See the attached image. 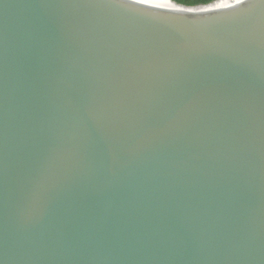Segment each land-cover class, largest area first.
Segmentation results:
<instances>
[{
    "label": "water",
    "instance_id": "water-1",
    "mask_svg": "<svg viewBox=\"0 0 264 264\" xmlns=\"http://www.w3.org/2000/svg\"><path fill=\"white\" fill-rule=\"evenodd\" d=\"M0 264H264V4L0 0Z\"/></svg>",
    "mask_w": 264,
    "mask_h": 264
},
{
    "label": "trees",
    "instance_id": "trees-1",
    "mask_svg": "<svg viewBox=\"0 0 264 264\" xmlns=\"http://www.w3.org/2000/svg\"><path fill=\"white\" fill-rule=\"evenodd\" d=\"M172 1L185 7L199 8L213 4L219 0H196V2H191V0H172Z\"/></svg>",
    "mask_w": 264,
    "mask_h": 264
},
{
    "label": "rangeland",
    "instance_id": "rangeland-1",
    "mask_svg": "<svg viewBox=\"0 0 264 264\" xmlns=\"http://www.w3.org/2000/svg\"><path fill=\"white\" fill-rule=\"evenodd\" d=\"M242 0H226V6L224 8V10L226 8H232V7H237L238 4L241 2Z\"/></svg>",
    "mask_w": 264,
    "mask_h": 264
},
{
    "label": "bare ground",
    "instance_id": "bare-ground-1",
    "mask_svg": "<svg viewBox=\"0 0 264 264\" xmlns=\"http://www.w3.org/2000/svg\"><path fill=\"white\" fill-rule=\"evenodd\" d=\"M243 6H244V3H243V0H242V1L238 4L237 7L226 8V9L224 10V12H229V11L235 10V9L240 8V7H243Z\"/></svg>",
    "mask_w": 264,
    "mask_h": 264
},
{
    "label": "snow or ice",
    "instance_id": "snow-or-ice-1",
    "mask_svg": "<svg viewBox=\"0 0 264 264\" xmlns=\"http://www.w3.org/2000/svg\"><path fill=\"white\" fill-rule=\"evenodd\" d=\"M191 2H196V0H191ZM249 0H243V3H248ZM261 4H264V0H259Z\"/></svg>",
    "mask_w": 264,
    "mask_h": 264
},
{
    "label": "flooded vegetation",
    "instance_id": "flooded-vegetation-1",
    "mask_svg": "<svg viewBox=\"0 0 264 264\" xmlns=\"http://www.w3.org/2000/svg\"><path fill=\"white\" fill-rule=\"evenodd\" d=\"M225 2H226V0H224V8H225V6H226V3H225Z\"/></svg>",
    "mask_w": 264,
    "mask_h": 264
}]
</instances>
